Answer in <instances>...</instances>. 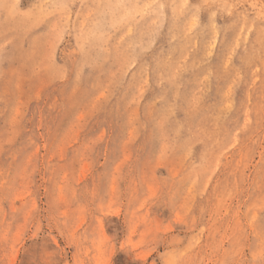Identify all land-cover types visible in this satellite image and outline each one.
Listing matches in <instances>:
<instances>
[{
    "label": "rangeland",
    "instance_id": "obj_1",
    "mask_svg": "<svg viewBox=\"0 0 264 264\" xmlns=\"http://www.w3.org/2000/svg\"><path fill=\"white\" fill-rule=\"evenodd\" d=\"M0 264H264V0H0Z\"/></svg>",
    "mask_w": 264,
    "mask_h": 264
},
{
    "label": "bare ground",
    "instance_id": "obj_2",
    "mask_svg": "<svg viewBox=\"0 0 264 264\" xmlns=\"http://www.w3.org/2000/svg\"><path fill=\"white\" fill-rule=\"evenodd\" d=\"M135 9V8H134Z\"/></svg>",
    "mask_w": 264,
    "mask_h": 264
}]
</instances>
